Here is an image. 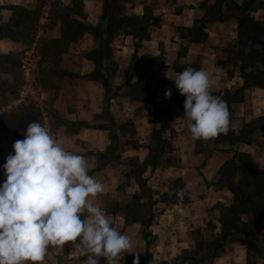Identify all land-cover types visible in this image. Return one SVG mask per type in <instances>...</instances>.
<instances>
[{
	"label": "rangeland",
	"instance_id": "1",
	"mask_svg": "<svg viewBox=\"0 0 264 264\" xmlns=\"http://www.w3.org/2000/svg\"><path fill=\"white\" fill-rule=\"evenodd\" d=\"M141 1L127 2L128 12H138ZM191 1L147 0L157 3L160 24L150 31L153 41L149 37L141 50L134 48L131 36L104 34L111 55L98 65L85 55L94 46L88 32L69 46L58 65L48 67L40 62L41 40L59 34L62 8L81 4L84 22L103 25L104 0H0L3 22L11 15V5L40 11L31 44L0 39V55H12L10 64L0 57V184L13 142L24 138L15 121L33 105L39 123L66 150L83 155L89 175L104 185L103 194L89 199L106 212L114 227L132 238L136 251L124 253L117 264H133L134 259L137 264H264L263 231L257 224L250 237L222 230L220 209L233 203L232 194L209 179L239 152L248 153L255 168L264 169V89L246 88L242 101L233 104L232 143L193 141L184 110L174 100L173 79L187 67L209 73L211 92L242 86L233 4L247 0H224L222 15L197 23L207 34L197 42L181 39L184 26L172 16L187 8L184 14L190 15L189 20L201 18L202 10L196 9L205 0ZM250 17L256 23L249 32V47H262L264 12L251 11ZM158 52L165 57L157 67L145 58ZM25 68L30 69L27 82ZM143 75L154 78L147 85L151 94L147 97L137 84ZM167 89L171 99L165 98ZM154 155L157 163H148ZM180 189L185 190L182 202L175 195ZM43 264H87V259L68 242L63 249L50 247ZM100 264L106 261L101 258Z\"/></svg>",
	"mask_w": 264,
	"mask_h": 264
},
{
	"label": "clouds",
	"instance_id": "2",
	"mask_svg": "<svg viewBox=\"0 0 264 264\" xmlns=\"http://www.w3.org/2000/svg\"><path fill=\"white\" fill-rule=\"evenodd\" d=\"M173 81L185 97L183 118L193 141L214 140L236 130L227 102L212 94L206 70L187 67ZM164 95L171 99V90ZM23 134L2 165L0 264H43L50 247L63 249L68 242L87 264H100L101 258L117 264L124 253L135 254L132 238L93 203L104 185L89 175L85 157L66 150L39 122H30ZM175 195L182 202L185 190Z\"/></svg>",
	"mask_w": 264,
	"mask_h": 264
},
{
	"label": "trees",
	"instance_id": "3",
	"mask_svg": "<svg viewBox=\"0 0 264 264\" xmlns=\"http://www.w3.org/2000/svg\"><path fill=\"white\" fill-rule=\"evenodd\" d=\"M130 1L104 0L101 12L103 25H91L84 22L85 15L81 4L78 7H75L74 4L69 8H62L59 34L55 38L41 40L43 57L40 62L47 64V66L49 63L52 66L58 65L61 55L68 50L69 46L78 42L88 32L94 37V46L85 55L98 65H102L106 54L111 55L109 48H105L107 40L104 34L131 36L134 48H140L142 43L149 39L151 29L160 24V16L155 13L158 6L157 3H148L147 0H142L140 13H129L126 3ZM223 2L224 0H214L211 3L208 0L202 2V17L194 19L190 26H184L180 29L182 30V33L180 32L181 39L197 42L206 38L207 34L202 32V25L197 23L201 20L210 21L222 15ZM233 5L237 10L234 16L238 34L235 45L238 48L236 59L239 60V68H237L242 78V86L233 91L231 89H225L222 92L212 91L213 95L220 96L227 102L230 118L232 117L233 104L241 102L243 99L242 90L252 87L264 89V46L249 47L252 40L249 32L252 31L256 23L250 17V12L255 10L264 12V0H247L243 4L234 2ZM1 9L2 6H0ZM9 10H11V15L5 22L2 21L0 13V39L31 44L34 41V26L40 18V11L16 4L9 6ZM67 12L69 14H66ZM11 56V54L0 55L2 59L7 60V64H10ZM153 80V77H145V75L137 77V84L142 87L143 91L139 92L142 93L143 97L151 95L147 85ZM184 99L185 97L178 90H175L174 100L181 110H184ZM30 122H39L38 109L33 105L26 106L21 116L16 119L15 129L19 131L18 134L24 133ZM235 139L236 136L233 131H229L227 135H220L213 142L232 143ZM151 152L152 148H149L148 158L152 157V155L149 156ZM156 159L157 156L154 155L148 163L152 164L155 160L154 163L156 164ZM213 183L219 187L227 188L233 199L232 204L222 206L220 209L222 230L227 231V233L234 231L250 237L255 235V224H257V227L264 233V169L255 168L248 153L239 152L224 161L214 174ZM150 223L149 218L144 227L146 228ZM145 228L144 234L147 235Z\"/></svg>",
	"mask_w": 264,
	"mask_h": 264
},
{
	"label": "crops",
	"instance_id": "4",
	"mask_svg": "<svg viewBox=\"0 0 264 264\" xmlns=\"http://www.w3.org/2000/svg\"><path fill=\"white\" fill-rule=\"evenodd\" d=\"M185 1V3H187L186 1H188V0H184ZM191 1V0H190ZM194 0H192L191 2H193ZM192 4H194L195 5V3H192ZM183 8H181V10H182ZM184 10H187V8H184L183 9V11H182V14H173L172 16H173V19H174V21L176 22V23H180V25H183V26H190L192 23H193V21L194 20H189V16L190 15H186V14H184ZM196 10H198V12L200 13V11H201V9L199 10V9H196ZM142 11V7L141 8H139V10H138V12H135V13H140ZM189 11V10H188ZM155 13H157V14H161L160 13V9L157 7V9H155ZM186 13H188V12H186ZM163 17V16H162ZM196 19V18H195ZM127 37H129L128 35H127ZM183 40V39H182ZM149 40H147L146 42H148ZM150 41H153V36L151 35L150 36ZM145 48V42H143L142 43V45H141V47L139 48L140 50L142 49V48ZM188 50H190V49H188ZM144 55L146 54V51H143L142 52ZM157 54V53H156ZM158 54L159 55H155L154 54V56H148L147 55V57L145 58V59H152L153 61H154V63H155V65L158 67L160 64L158 63L160 60L159 59H162V58H164L165 57V55H162L161 53H159L158 52ZM149 57V58H148ZM160 72L162 71L161 70V68H160V70H159ZM177 72L175 71L174 72V74H176ZM159 76H160V74H159ZM157 101V100H156Z\"/></svg>",
	"mask_w": 264,
	"mask_h": 264
},
{
	"label": "built area",
	"instance_id": "5",
	"mask_svg": "<svg viewBox=\"0 0 264 264\" xmlns=\"http://www.w3.org/2000/svg\"><path fill=\"white\" fill-rule=\"evenodd\" d=\"M29 70H30L29 68H25V70H24L26 82L29 81V80H28V71H29ZM25 86H27V84H25ZM29 87H30V85H29ZM29 89H30V88H29Z\"/></svg>",
	"mask_w": 264,
	"mask_h": 264
}]
</instances>
